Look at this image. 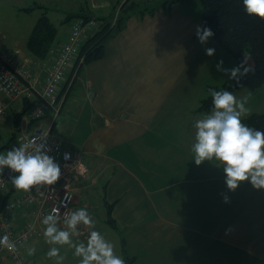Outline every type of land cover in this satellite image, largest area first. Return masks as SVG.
<instances>
[{"label":"crops","instance_id":"1","mask_svg":"<svg viewBox=\"0 0 264 264\" xmlns=\"http://www.w3.org/2000/svg\"><path fill=\"white\" fill-rule=\"evenodd\" d=\"M121 1L105 0L101 7H92L89 0L74 7L55 6L61 11L57 22L65 26H56L57 36L45 58L34 57L26 45L22 50L12 40H0V50L15 53L42 83L67 36L66 16L86 8L112 18ZM129 1L133 7L121 12L126 18L107 41L105 56L82 67L73 90L59 100L57 109L48 110L43 122L54 119L52 133L62 137L87 170L72 184L73 210L91 208L90 201L98 199L105 215L95 219V226L130 264H264V242L257 241L254 231L264 220L253 218L247 206L255 188L242 182L229 190L221 168L191 161L193 122L209 111L199 109L205 99L198 94L199 83L196 92L199 72L213 67V56L205 48L219 51L214 58L231 60L230 54L212 38L205 45L194 38L196 25L202 24L200 0ZM5 2L0 0V7ZM46 2L10 0L7 6L16 16L33 17L22 22L25 32L39 16L38 4L47 7L49 16ZM0 38L7 39L5 33ZM10 109L0 128L8 121L14 127ZM97 142L104 144L103 151H97ZM107 204L112 205L114 226L106 222ZM80 227L79 239H84L88 228ZM43 240L41 232L24 249L37 248ZM40 250L39 256L29 257L33 264H53Z\"/></svg>","mask_w":264,"mask_h":264},{"label":"clouds","instance_id":"2","mask_svg":"<svg viewBox=\"0 0 264 264\" xmlns=\"http://www.w3.org/2000/svg\"><path fill=\"white\" fill-rule=\"evenodd\" d=\"M243 11L251 17L264 20V0H240ZM195 35L205 45L215 35L206 24H197ZM207 55L216 52L214 46L206 47ZM216 68L226 74L235 85L250 73L256 71L251 52H244L243 59L231 67L224 66L223 58L216 63ZM211 97L209 111L193 122L195 128L191 152L196 165L205 161L221 168L223 180L229 190H235L242 182H248L257 189H264V127H257L247 122L252 108L249 105L251 92L237 96L231 88L207 89ZM50 132L40 136H31L24 142L12 144L6 151L0 150V179H5L7 170L9 181L16 190L30 193L40 190L56 191L57 182L62 176V164L55 154ZM58 147V145H57ZM104 144L97 142L98 152L103 151ZM64 153V159L70 157ZM229 200L227 194L223 196ZM71 194L64 192L63 198L41 218L42 236L49 245L46 256L53 264H64L65 254L62 247L73 250L76 264H128L123 254L116 250L114 243L97 228L93 214L86 206L75 208L61 219V209L67 208ZM86 226V238L79 239L81 227ZM19 247L8 232L0 234V249L15 253ZM27 257L37 254V248L25 249Z\"/></svg>","mask_w":264,"mask_h":264},{"label":"built area","instance_id":"3","mask_svg":"<svg viewBox=\"0 0 264 264\" xmlns=\"http://www.w3.org/2000/svg\"><path fill=\"white\" fill-rule=\"evenodd\" d=\"M91 21L76 20L65 38L56 50L52 64L47 67L45 77L40 83L35 80L26 68L20 66L12 55H0V96L8 99V103L28 104V107L14 128L15 142H24L31 136H40L50 132L54 143L55 154L62 164V176L57 182L56 191H33L24 193L12 187L7 181L8 172L5 171V179H0V234L8 232L12 239L16 240L19 247L15 253L7 249H0V255L6 256L12 264H32L23 251L24 245L38 237L43 229L40 218L60 201L67 191L71 194V201L67 208L61 209V219L72 210L74 201L73 182L79 176H85L86 168H81L78 159L65 147L60 136L51 133L50 120L48 126L42 123L31 125L30 122L42 121L48 106L53 107L56 100V92L65 78L70 67L75 66L78 58L81 34L89 28ZM81 58V57H80ZM77 66V65H76ZM7 104L0 97V120L6 116ZM12 144L3 147L6 151ZM58 145V147H57ZM70 153L65 160L64 153ZM19 221V223H17Z\"/></svg>","mask_w":264,"mask_h":264},{"label":"trees","instance_id":"4","mask_svg":"<svg viewBox=\"0 0 264 264\" xmlns=\"http://www.w3.org/2000/svg\"><path fill=\"white\" fill-rule=\"evenodd\" d=\"M174 1L176 0L168 1L166 4ZM200 2L202 6V24L210 26L215 33L211 38L233 57L235 63H239V61L243 59L244 52H251L252 61L256 65V71L244 77L238 86L235 85L232 80H229L225 82L221 88L228 87L233 91L242 87H247L251 90L260 88L264 84V20L248 16L243 11L240 0H200ZM37 7L41 9V13L32 25L25 45L27 51L34 57L45 58L57 36V27L48 16L47 7L42 4H38ZM132 7V1L124 0L119 8L120 18H118L113 25L111 21L107 20L109 18L103 16L98 18L103 22L92 35L85 39L81 47L79 55L83 56V60L81 63H77V75L73 76L72 72L69 74L61 90L58 92L56 100L65 97L73 90L78 80L77 76L85 64L102 59L105 56L107 41L122 28L124 18H126L125 14L121 17V12L127 11ZM22 9L30 10V8ZM88 13L89 16L92 15L90 9L86 10V8H81L68 15L67 21L75 15L88 16ZM194 38H197L195 34ZM69 83H71V85L67 89ZM210 106L211 97L208 96L201 101L199 109L209 110ZM27 107V103L23 105L24 110L27 109ZM50 108L52 107H47L44 118L48 117L47 112ZM21 114H23V112L14 114L13 117L15 122L19 121ZM247 122L257 127H264V111L254 112L248 115ZM13 135L10 139H13ZM7 145L8 144L3 145L0 149ZM111 209L112 205L107 204L106 222L114 226ZM130 261L128 260V264H130ZM0 264H2L1 259Z\"/></svg>","mask_w":264,"mask_h":264},{"label":"rangeland","instance_id":"5","mask_svg":"<svg viewBox=\"0 0 264 264\" xmlns=\"http://www.w3.org/2000/svg\"><path fill=\"white\" fill-rule=\"evenodd\" d=\"M10 0H6V2L0 7V34L5 33L7 39L2 40L3 42L8 43L10 40L16 41L18 46L25 50V39L23 38L24 35L26 36L29 31V23L26 31L24 32V25L23 21L26 20L25 18H28L30 21L33 20V17L28 16L21 18L20 16H16L15 11L8 8L7 3H9ZM46 4L49 5V16L51 20L56 24L57 27L62 28L65 26V24L58 23L59 13L61 11H55L54 9L57 7V5L61 4L62 6L65 5V7H74L76 3L79 1L82 2V0H46ZM105 1V0H103ZM102 0H89V4L91 3L93 7H101L103 6ZM85 3H87V0H84ZM122 3V2H121ZM56 6V7H55ZM118 8L115 7L114 10H117ZM41 13V9H37V15ZM64 16V15H63ZM61 25V26H60ZM219 51L216 49V52L213 56L212 65L213 67L208 71H206V68L203 67L202 70L199 72L200 76L197 81L196 86V92L198 91V83L200 84L199 89V95H202V98H206L210 96L208 94L207 89L209 86L221 88L222 85L225 82H228L230 79L227 78L226 74L218 71L216 68V63L219 59L223 58L221 56H218L217 58H214L215 55H218ZM231 56V55H230ZM224 60V66L225 67H231L235 63L233 57L231 56V60H227L223 58ZM203 84H202V83ZM204 91V92H203ZM237 96H244L251 92V98L249 101V105L252 108V113L254 112H263L264 111V84L258 88L251 90L247 87H242L239 89L234 90ZM200 104V103H199ZM201 105V104H200ZM251 113V114H252ZM4 125V123H2ZM32 125V124H31ZM12 129L10 128V122H7V125L0 128V147H2L4 144H6L8 141L9 144H12L15 142V139H10ZM256 194L255 197L247 201L248 209L252 210V217L257 220H264V189L257 190L255 189L254 192L250 193L249 196ZM95 195V194H94ZM96 200L90 201L91 208H88L89 211L93 214V218L98 220L101 215H105V211L103 210L101 204L99 202H96ZM255 225V224H254ZM101 226V223L98 225ZM253 231V229L251 230ZM254 231H257L256 239L258 242L263 241L264 242V226L262 225H256ZM254 231L252 235L254 236ZM49 245H47L44 240L38 245L37 248L40 250V253L49 261L53 262L52 259L46 256V251ZM26 248V247H25ZM25 250V249H24ZM62 252L65 254V261L64 264H70L69 262H75L77 260L76 257L73 256L72 252L73 250L71 248H68L66 245L62 247ZM25 253V252H24ZM37 255L39 256V251L37 252ZM0 259L2 260V264H11L9 259L5 256H1ZM30 259V258H29ZM74 259V260H73ZM33 261V260H32Z\"/></svg>","mask_w":264,"mask_h":264},{"label":"bare ground","instance_id":"6","mask_svg":"<svg viewBox=\"0 0 264 264\" xmlns=\"http://www.w3.org/2000/svg\"><path fill=\"white\" fill-rule=\"evenodd\" d=\"M81 57V58H80ZM82 60H83V56H80V55H78V58H77V60H76V64L78 63H81L82 62ZM4 119H5V117H4Z\"/></svg>","mask_w":264,"mask_h":264}]
</instances>
